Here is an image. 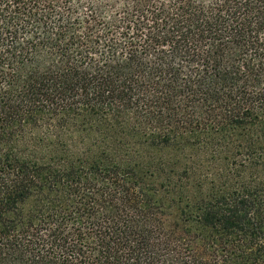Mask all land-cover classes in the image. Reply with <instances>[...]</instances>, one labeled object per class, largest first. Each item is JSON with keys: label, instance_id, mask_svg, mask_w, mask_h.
Listing matches in <instances>:
<instances>
[{"label": "trees", "instance_id": "16d2710c", "mask_svg": "<svg viewBox=\"0 0 264 264\" xmlns=\"http://www.w3.org/2000/svg\"><path fill=\"white\" fill-rule=\"evenodd\" d=\"M0 264H264V0H0Z\"/></svg>", "mask_w": 264, "mask_h": 264}, {"label": "rangeland", "instance_id": "374dc122", "mask_svg": "<svg viewBox=\"0 0 264 264\" xmlns=\"http://www.w3.org/2000/svg\"><path fill=\"white\" fill-rule=\"evenodd\" d=\"M169 214L170 215L167 218V223L168 225H171L172 223L176 221V212L173 208H171Z\"/></svg>", "mask_w": 264, "mask_h": 264}]
</instances>
